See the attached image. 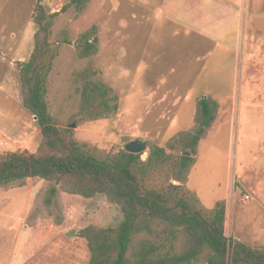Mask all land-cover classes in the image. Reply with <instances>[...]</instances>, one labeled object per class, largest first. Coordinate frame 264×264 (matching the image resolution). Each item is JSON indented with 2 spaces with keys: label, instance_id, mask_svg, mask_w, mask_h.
<instances>
[{
  "label": "rangeland",
  "instance_id": "obj_1",
  "mask_svg": "<svg viewBox=\"0 0 264 264\" xmlns=\"http://www.w3.org/2000/svg\"><path fill=\"white\" fill-rule=\"evenodd\" d=\"M67 1L42 5L54 13ZM150 1L90 0L82 12L55 19L48 111L66 136L100 159H111L132 141L147 146L141 162L152 148L163 149L146 168V187L178 185L181 196L202 211L223 203L225 236L264 249V208L258 203L264 182V0H243L236 50L207 46L206 52L195 35L184 40L173 25H156L161 1ZM35 6L36 0H0V156L35 153L42 142L22 106L19 80V64L33 49ZM93 27V53L83 57L79 38ZM202 98L216 108L191 155ZM183 154L193 159L186 169L180 167ZM52 188L58 187L41 179L0 186V264H88V245L101 238L92 233L122 221L119 207L102 195L84 199L58 190L51 196ZM245 193L249 201L243 205Z\"/></svg>",
  "mask_w": 264,
  "mask_h": 264
},
{
  "label": "trees",
  "instance_id": "obj_2",
  "mask_svg": "<svg viewBox=\"0 0 264 264\" xmlns=\"http://www.w3.org/2000/svg\"><path fill=\"white\" fill-rule=\"evenodd\" d=\"M43 0H36L33 49L19 64L22 106L35 119L42 142L37 152L17 151L0 156V186L26 179L53 182L50 195L59 190L91 199L102 195L119 207L122 221L116 229L92 233L101 238L88 245V264H264V249L251 248L225 236V206L217 203L210 211L194 209L181 196L180 186L169 184L163 191L146 187V168L163 149L152 148L145 162L140 156L119 152L111 159L97 158L54 122L46 102L47 79L51 70L50 36L55 19L68 11L82 12L90 0H68L59 12L47 13ZM92 40V41H91ZM95 28L79 38L81 54L93 53ZM86 92L83 90L82 96ZM215 104L198 101L201 120L193 135L191 155L213 121ZM180 157L181 169L193 164L192 156Z\"/></svg>",
  "mask_w": 264,
  "mask_h": 264
},
{
  "label": "crops",
  "instance_id": "obj_3",
  "mask_svg": "<svg viewBox=\"0 0 264 264\" xmlns=\"http://www.w3.org/2000/svg\"><path fill=\"white\" fill-rule=\"evenodd\" d=\"M160 1L161 6L155 16L156 25L163 23V28L167 27L165 25H173L184 40L190 34L195 35L197 39L203 42V45H201L203 51L201 52H204L207 46L213 51H231V49L236 50L239 46L245 15L243 0H238V3L236 0H182L181 5L174 0ZM213 11L218 12L221 17L219 19L212 17L210 13ZM229 34H232V40L229 37L226 38ZM231 41L234 42L232 48L228 44ZM197 47L200 48V46ZM261 154L264 157V146ZM260 176L264 179V162L262 163ZM245 195L247 194L245 193ZM258 196V203L264 208V182L260 187ZM243 203H245L243 205L248 204L244 200ZM236 209L238 210V208ZM237 217V215L236 217L233 216L234 225Z\"/></svg>",
  "mask_w": 264,
  "mask_h": 264
},
{
  "label": "water",
  "instance_id": "obj_4",
  "mask_svg": "<svg viewBox=\"0 0 264 264\" xmlns=\"http://www.w3.org/2000/svg\"><path fill=\"white\" fill-rule=\"evenodd\" d=\"M71 127L73 128V126H71ZM146 150H147V146L142 141L129 142L124 148V152L129 153V154H133V155L142 154ZM184 155L190 156V154H184Z\"/></svg>",
  "mask_w": 264,
  "mask_h": 264
},
{
  "label": "built area",
  "instance_id": "obj_5",
  "mask_svg": "<svg viewBox=\"0 0 264 264\" xmlns=\"http://www.w3.org/2000/svg\"><path fill=\"white\" fill-rule=\"evenodd\" d=\"M243 199H244V201L248 202L249 201V196L245 195Z\"/></svg>",
  "mask_w": 264,
  "mask_h": 264
}]
</instances>
